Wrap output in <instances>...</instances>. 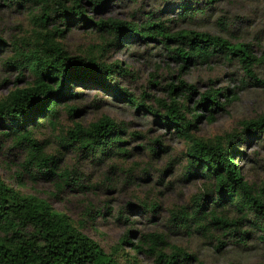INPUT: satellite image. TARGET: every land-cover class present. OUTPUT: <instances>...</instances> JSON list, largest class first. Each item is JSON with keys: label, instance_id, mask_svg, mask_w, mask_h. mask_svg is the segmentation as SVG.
Instances as JSON below:
<instances>
[{"label": "rangeland", "instance_id": "374dc122", "mask_svg": "<svg viewBox=\"0 0 264 264\" xmlns=\"http://www.w3.org/2000/svg\"><path fill=\"white\" fill-rule=\"evenodd\" d=\"M178 1L108 0L98 8L86 0L82 3L92 18L112 16L136 20L153 10L172 30L182 27L207 30L220 33L232 42L248 41L257 55L264 50V0H221L209 11L199 12L194 17H180L176 12ZM65 2L71 3V0ZM40 4L0 0V36L9 42L21 36L29 39L32 28L41 27L32 15V12H40ZM104 36L96 26L79 21L60 38L71 54L95 52L106 62L118 60L127 66L129 71L126 74L115 72L113 80H118L128 93L116 95L89 80L84 84L75 83L74 89L79 94L66 96L65 102L77 105L79 110L71 114L61 103L54 123L42 117L34 124V135L45 141L47 152L60 156L58 170L66 169L67 179L32 177L20 166L25 150L14 145L10 138H3L0 140V172L4 179L18 192L43 197L56 209L65 211L73 223L98 240L106 251L113 252L121 264H162L146 249L148 243L142 237L143 233L153 230L162 231L170 244L183 246L206 263L264 264L261 220L264 205L243 211L229 199L217 204L215 211L234 222L226 231L211 223L198 228L193 222L186 226L176 221L172 212L182 206L189 208L192 195L208 182L200 174L186 175L188 144L185 138L172 126L161 122L153 111L128 99L136 96L158 108V112H164L154 96L169 101L167 83L177 82L179 76L195 83V90L184 99L190 108L202 90L228 85L237 97L215 110L212 120L207 117L208 110L200 106L197 109L204 115L193 130L206 139H213L229 131H242L244 118L264 116V63L254 66L256 75L263 80L259 81L249 77L234 59L215 55L209 61L190 62L180 67L181 61L175 59L159 39L121 41L99 49ZM1 48L0 96L15 86L27 84L32 78L28 69L19 71L5 64L7 55L12 52L11 45ZM220 96L222 100L225 98ZM184 111L190 115L187 109ZM102 114L125 124L123 145L128 152L87 154L61 144L58 132L72 125L74 119L87 124ZM243 135L234 159L243 175L258 188L264 183V129L260 127ZM152 147L157 150L154 152ZM206 203L207 208L212 206ZM140 240L144 242L143 248L134 246ZM187 264H197V261L192 259Z\"/></svg>", "mask_w": 264, "mask_h": 264}, {"label": "trees", "instance_id": "16d2710c", "mask_svg": "<svg viewBox=\"0 0 264 264\" xmlns=\"http://www.w3.org/2000/svg\"><path fill=\"white\" fill-rule=\"evenodd\" d=\"M9 3H28L37 1L40 12H32L40 28L33 27L29 39L23 36L6 40L0 36L2 45H11L12 52L5 64L24 68L32 74L31 80L21 86H15L0 96V140L10 138L12 143L25 150L20 162L22 169L32 177L47 179H67L66 169L58 170L59 155L46 150L45 141L34 135V124L43 117L54 123L62 106L69 113H76L79 107L65 102L66 96L79 94L75 83L88 80L110 89L116 95L125 96V87L113 80L115 72L126 74L129 69L118 60L106 62L95 52L91 54H71L60 38L71 25L82 21L94 25L105 34L99 45L118 44L121 41L156 38L161 40L172 56L181 61L180 67L190 62L209 61L215 55L237 60L249 77L263 81L254 71V66L264 63V50L257 55L252 52L248 41L232 42L220 33L207 30L182 27L172 30L169 24L159 18L152 10L136 20L108 16L92 18L86 12L82 0H8ZM95 8L103 6L108 0H86ZM221 0H180L176 12L180 17H194L214 7ZM52 26L47 27L46 24ZM62 23V26L60 24ZM59 36V37H58ZM175 43V44H174ZM195 83L179 76L177 82L168 81L169 101L162 96H154L164 112L151 104L129 96V100L151 110L159 120L187 141L186 175H202L206 186L192 195L191 206H182L173 217L183 225L192 222L198 228L208 223L227 230L230 221L225 215L215 211V206L230 200L246 211L248 208L263 207L264 183L255 187L243 175L235 162L234 153L239 150L238 141L244 139V132L264 129V116L242 119V131H229L206 139L193 128L204 115L198 106L206 109L208 119L213 112L223 108L224 104L237 97L234 89L228 85L209 86L202 90L193 106L188 99L195 90ZM182 95L180 99L177 96ZM220 95H224L222 100ZM187 109L190 115H186ZM125 124L116 121L108 114L84 124L74 119L73 124L58 132L61 144L73 146L87 154L126 153L129 149L123 145L126 133ZM251 135V134H249ZM156 142L159 140L156 138ZM160 143V142H159ZM162 144V143H161ZM154 152L155 147L151 148ZM206 202L212 206L206 207ZM264 226V208L261 209ZM147 241V250L155 260L162 264H187L196 260L197 264H210L199 259L194 253L176 243L170 244L162 231H148L142 234ZM125 240V236L122 237ZM121 240V241H122ZM144 242L134 246L143 248ZM0 264H121L113 252L106 251L98 240L81 230L70 216L56 209L47 199L35 194H22L15 190L0 172Z\"/></svg>", "mask_w": 264, "mask_h": 264}]
</instances>
